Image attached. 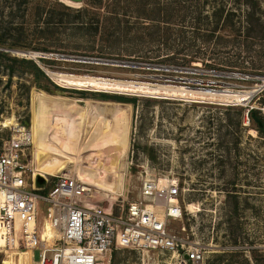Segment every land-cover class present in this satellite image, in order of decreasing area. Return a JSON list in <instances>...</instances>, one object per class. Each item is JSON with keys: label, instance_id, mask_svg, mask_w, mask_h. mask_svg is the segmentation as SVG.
Instances as JSON below:
<instances>
[{"label": "rangeland", "instance_id": "374dc122", "mask_svg": "<svg viewBox=\"0 0 264 264\" xmlns=\"http://www.w3.org/2000/svg\"><path fill=\"white\" fill-rule=\"evenodd\" d=\"M0 50L56 71L249 89L264 83V0H0ZM13 64L17 71L10 76ZM225 64L245 69L220 67ZM50 78L68 90L52 93L54 86L44 77L0 59V152L13 136L31 137L29 158L36 170L32 122L41 92L81 103L134 97L136 102H122L130 114L124 190L94 186L91 200L113 203L117 211L115 198L125 204L137 198L143 178L177 176L184 219L172 227L185 224L194 239L209 246L204 264H264V130L250 114V121L246 119L254 109L264 121V88L249 102H212L66 87ZM37 82L47 87L38 88ZM9 119L17 124L6 126ZM102 154L113 152L106 149ZM77 161L66 170L79 173L82 163L94 164ZM102 174L111 178L108 172ZM50 180L44 192L54 185L53 175ZM34 253L24 245L0 247V264H39V250ZM107 264L180 263L170 252L123 248L114 251Z\"/></svg>", "mask_w": 264, "mask_h": 264}, {"label": "built area", "instance_id": "2783aa9c", "mask_svg": "<svg viewBox=\"0 0 264 264\" xmlns=\"http://www.w3.org/2000/svg\"><path fill=\"white\" fill-rule=\"evenodd\" d=\"M31 143V137L13 136L0 152L2 247L24 245L34 257L39 250V264H107L123 248L170 252L180 264L205 263L209 246L194 239L185 224L172 227L184 219L179 177L143 178L137 198L127 204L115 198L116 211L113 203L91 200L94 186L78 172L45 174L46 185L38 186ZM52 175L54 185L44 192Z\"/></svg>", "mask_w": 264, "mask_h": 264}, {"label": "bare ground", "instance_id": "6f19581e", "mask_svg": "<svg viewBox=\"0 0 264 264\" xmlns=\"http://www.w3.org/2000/svg\"><path fill=\"white\" fill-rule=\"evenodd\" d=\"M22 54L25 53L22 52ZM30 54L33 53L30 52ZM130 65L153 67L144 63L130 62ZM45 68L57 83L66 87L158 97L173 96L174 98L175 96L197 100L216 99L244 103L249 102L258 91L264 88L263 83L253 85L249 89H235L228 86L225 89L215 90ZM163 69L169 68L164 67ZM172 69L187 70L173 67ZM40 98V107L32 122L36 140L35 161L37 166L35 172L39 171L42 176L54 174L58 170L62 172L71 162H75L76 165L77 159H82L94 163L90 167L84 162L79 168V174L91 185L103 190L122 193L125 187L124 176L126 172L124 171V158L128 152L130 133V114L124 106L125 103L89 99L81 103V100L75 98L48 95L45 92H41ZM69 119L71 125L68 128L66 121ZM9 123L17 124L14 119L6 121L4 124L7 126ZM106 149H111L113 154L103 157L102 152ZM104 171L110 173L111 178L109 180L102 174ZM164 180L165 177H161V181ZM5 243V237L0 235V247L5 246Z\"/></svg>", "mask_w": 264, "mask_h": 264}, {"label": "trees", "instance_id": "16d2710c", "mask_svg": "<svg viewBox=\"0 0 264 264\" xmlns=\"http://www.w3.org/2000/svg\"><path fill=\"white\" fill-rule=\"evenodd\" d=\"M62 3V2H59ZM69 8V6H67ZM9 59L12 60V62H18L19 64H22L24 66H26V68L31 69L32 72L35 74L36 78L39 79V77H44L47 82L51 85H53V89H50V92H54V93H63L65 91L68 90V88L65 87H61L59 85H57L51 78L50 76L40 67V65L37 63V61L33 58H26V57H18V56H12L10 55L8 52H4L0 50V59ZM42 61L44 62H49L50 59L47 58H41ZM212 66V65H210ZM218 67V66H216ZM224 69H239V70H244L245 66H239L237 64H225L223 66H220ZM17 71V67L13 64L12 66H10V70H9V75L13 76L15 74V72ZM36 86L38 88H45L47 87L45 84H42L41 82H37ZM107 97H109L107 94H104ZM116 97V99L118 101L121 102H136V98H131V97H127V96H123V95H117L114 96ZM249 114L251 116L252 119L257 121L258 124V128L260 130H264V121L261 118V116L258 115V112L254 109H251L249 111ZM115 252L117 250H114ZM242 250H237L235 253H240Z\"/></svg>", "mask_w": 264, "mask_h": 264}, {"label": "water", "instance_id": "95a60500", "mask_svg": "<svg viewBox=\"0 0 264 264\" xmlns=\"http://www.w3.org/2000/svg\"><path fill=\"white\" fill-rule=\"evenodd\" d=\"M73 1H82V0H73ZM14 53H17V54H22V52L24 53H29L30 51H23V50H13ZM39 54V53H38ZM24 55V54H23ZM26 55V54H25ZM84 60H90L89 58H82ZM92 60H97V59H92ZM99 61H103V62H107V63H115V64H130L129 62H121V61H112V60H99ZM39 62V61H38ZM42 67V69L44 71H46V73L49 75L47 69L41 64L39 63ZM50 76V75H49ZM37 184L38 186H45L46 185V178L42 175H39L38 178H37ZM188 257V255L186 256Z\"/></svg>", "mask_w": 264, "mask_h": 264}]
</instances>
